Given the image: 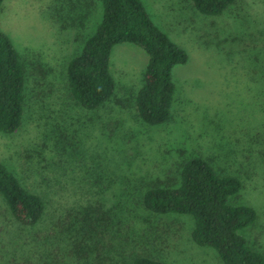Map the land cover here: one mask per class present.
Instances as JSON below:
<instances>
[{
  "label": "rangeland",
  "instance_id": "374dc122",
  "mask_svg": "<svg viewBox=\"0 0 264 264\" xmlns=\"http://www.w3.org/2000/svg\"><path fill=\"white\" fill-rule=\"evenodd\" d=\"M141 1L189 57L173 72L171 118L157 126L136 109L149 56L134 44L112 49L109 102L86 110L71 97L67 68L102 21V0H6L0 9L26 75L23 123L0 132V163L46 204L42 221L25 226L0 193V264H131L137 256L224 264L194 242L192 217L142 204L148 188L179 184L182 164L196 156L240 178L233 202L257 218L239 234L264 255V0H237L217 16L192 0ZM100 203L111 212L96 236L84 222L66 231L73 214Z\"/></svg>",
  "mask_w": 264,
  "mask_h": 264
},
{
  "label": "trees",
  "instance_id": "16d2710c",
  "mask_svg": "<svg viewBox=\"0 0 264 264\" xmlns=\"http://www.w3.org/2000/svg\"><path fill=\"white\" fill-rule=\"evenodd\" d=\"M6 0H0V9ZM203 15L223 14L237 0H192ZM104 15L95 33L67 68L68 87L73 100L86 110H96L109 102L116 91L110 72L112 49L130 43L149 56L144 84L135 105L147 125L167 123L178 92L174 69L188 62L187 52L155 25L141 0H102ZM25 69L10 37L0 28V132L13 134L22 126L26 96ZM238 176L220 175L211 161L196 156L182 164L179 184L148 188L142 199L146 210L158 215H187L194 219L192 239L217 251L224 264H264V255L251 249L239 231L253 224L256 211L233 199L242 189ZM0 193L12 216L25 226L40 223L45 215L43 198L31 193L0 163ZM89 204L73 214L66 231L75 223L93 228V235L106 226L111 209ZM74 213V212H73ZM96 229V231H95ZM98 232V231H97ZM92 235V236H93ZM131 264H166L147 256L135 257Z\"/></svg>",
  "mask_w": 264,
  "mask_h": 264
}]
</instances>
